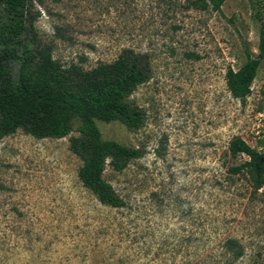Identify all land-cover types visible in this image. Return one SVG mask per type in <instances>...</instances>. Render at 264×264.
<instances>
[{"label": "rangeland", "instance_id": "obj_1", "mask_svg": "<svg viewBox=\"0 0 264 264\" xmlns=\"http://www.w3.org/2000/svg\"><path fill=\"white\" fill-rule=\"evenodd\" d=\"M154 1L36 7L37 36L61 65L88 69L124 48L148 55L150 79L129 96L142 127L95 121L101 140L143 153L120 172L105 166L102 179L125 202L112 209L77 177L76 123L60 139L2 138L0 264H224L225 238L242 247L232 264L264 263V189L227 171L246 158L228 154L231 139L264 142V59L244 101L224 81L244 61L242 42L256 53L264 0H224L220 12Z\"/></svg>", "mask_w": 264, "mask_h": 264}, {"label": "trees", "instance_id": "obj_2", "mask_svg": "<svg viewBox=\"0 0 264 264\" xmlns=\"http://www.w3.org/2000/svg\"><path fill=\"white\" fill-rule=\"evenodd\" d=\"M155 5H184L196 11L220 12L224 0H155ZM175 2V4H174ZM42 0H0V140L16 131L34 139H60L75 125L76 137L68 147L79 160L77 177L103 206L125 207L110 184L102 179L108 166L122 171L142 156V150L114 141L101 140L95 121H116L135 132L143 125V113L129 100L135 89L150 79L148 55L121 49L110 62L84 69L78 64L61 65L51 57V47L38 38L34 24ZM176 30L178 26H173ZM244 61L236 70L227 69L225 87L232 98L244 101L257 68L264 59V29L258 34L256 53L242 42ZM231 156L246 158L227 169L242 175L253 191L264 189V142L259 150L235 137L228 142ZM224 264L243 256L232 238L222 242ZM264 264V263H263Z\"/></svg>", "mask_w": 264, "mask_h": 264}]
</instances>
